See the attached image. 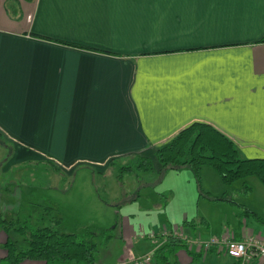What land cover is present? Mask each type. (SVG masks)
Masks as SVG:
<instances>
[{
	"label": "crops",
	"instance_id": "1",
	"mask_svg": "<svg viewBox=\"0 0 264 264\" xmlns=\"http://www.w3.org/2000/svg\"><path fill=\"white\" fill-rule=\"evenodd\" d=\"M192 122L241 159H264V0H0V137L17 143L3 172L48 160L101 172L127 155L153 166L156 147ZM8 195L0 219L19 221V193ZM90 196L99 214L109 209ZM135 230L116 223L119 253L94 264L150 252L161 264H235L214 250H162L165 229ZM11 235L0 230V259Z\"/></svg>",
	"mask_w": 264,
	"mask_h": 264
},
{
	"label": "rangeland",
	"instance_id": "2",
	"mask_svg": "<svg viewBox=\"0 0 264 264\" xmlns=\"http://www.w3.org/2000/svg\"><path fill=\"white\" fill-rule=\"evenodd\" d=\"M2 138L0 194L3 198L9 194L13 199V194L19 193V206L14 216L31 227L51 225L50 221L60 218L59 232H93L95 261L106 257L108 252L110 258L119 253L122 242L115 239L111 230L123 218L134 228L135 234L138 226L144 232L150 228L153 232L165 229L170 233L169 230L178 227L182 220L192 222L194 234L204 238L218 239L224 234L244 232L255 236L260 230L264 232V187L255 177L225 186L210 167H201L195 178L186 166L159 171L154 157L153 173L135 170L119 173L118 169L135 155L115 157L110 160L113 164L101 172L87 166L60 170V166L54 164L60 170L58 175L43 162H31L32 165L23 164L3 172L17 143ZM117 176L121 177L120 181ZM92 193L109 207L106 212L98 213L91 200ZM96 226L105 227V234L100 235ZM157 236L160 238V233ZM10 240L17 250L26 247L16 234L11 235ZM152 262L161 264L155 258Z\"/></svg>",
	"mask_w": 264,
	"mask_h": 264
},
{
	"label": "trees",
	"instance_id": "3",
	"mask_svg": "<svg viewBox=\"0 0 264 264\" xmlns=\"http://www.w3.org/2000/svg\"><path fill=\"white\" fill-rule=\"evenodd\" d=\"M68 46L84 50L83 47ZM153 157L159 166V171L186 166L189 167L193 176L198 178L199 169L206 166L212 168L225 186L236 180L255 177L264 187V159H241L235 145L205 123L192 122L179 130L170 139L156 147ZM35 164H41V162H35ZM42 164L56 174H61L51 162L45 161ZM112 164L110 161L108 165ZM24 165L29 166L32 163ZM134 170L142 173L154 171L151 160L138 155L133 156L127 164L118 169L119 173H131ZM117 180L120 181L121 177L117 176ZM44 209L49 210L48 207ZM50 223L51 225L31 227L25 220L11 222L0 219L1 231L6 235L9 232L16 234L26 243L24 249L17 250L14 242L7 236L2 245L5 257L0 259V264H21L23 261L43 264H94L96 246L93 241L95 235L93 232L62 233L59 232L60 218ZM181 226L192 227L193 224L190 221L182 222ZM98 233L105 234L104 231ZM164 240L165 244L161 249L167 252L184 246L170 233L164 236ZM154 258H157L156 254Z\"/></svg>",
	"mask_w": 264,
	"mask_h": 264
},
{
	"label": "built area",
	"instance_id": "4",
	"mask_svg": "<svg viewBox=\"0 0 264 264\" xmlns=\"http://www.w3.org/2000/svg\"><path fill=\"white\" fill-rule=\"evenodd\" d=\"M170 234L181 241L188 250L196 253L205 254L209 250H214L234 261L235 264H264V239L260 234L255 236L247 234L239 241L224 237L201 241L188 237L179 227L171 230ZM152 256L150 252L120 264H151Z\"/></svg>",
	"mask_w": 264,
	"mask_h": 264
}]
</instances>
